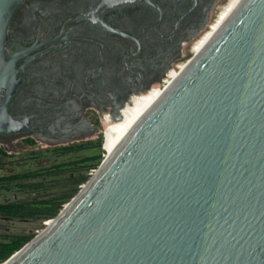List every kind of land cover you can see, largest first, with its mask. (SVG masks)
I'll list each match as a JSON object with an SVG mask.
<instances>
[{"label":"water","instance_id":"1","mask_svg":"<svg viewBox=\"0 0 264 264\" xmlns=\"http://www.w3.org/2000/svg\"><path fill=\"white\" fill-rule=\"evenodd\" d=\"M0 0V136L14 111ZM98 15L150 0H88ZM180 6L185 0H171ZM1 264H264V0H240L41 231Z\"/></svg>","mask_w":264,"mask_h":264},{"label":"flooded vegetation","instance_id":"2","mask_svg":"<svg viewBox=\"0 0 264 264\" xmlns=\"http://www.w3.org/2000/svg\"><path fill=\"white\" fill-rule=\"evenodd\" d=\"M218 1L185 0L178 7L171 0L137 1L95 20L84 16L88 0L19 5L9 39L26 52L17 63L13 103L29 120L23 132L0 136V225L43 222L33 211L54 193L37 195L63 181L60 192L69 177L83 173L81 162L59 159L91 145L85 140L98 129L94 115L106 142L117 140L160 94L154 88L175 72Z\"/></svg>","mask_w":264,"mask_h":264},{"label":"rangeland","instance_id":"3","mask_svg":"<svg viewBox=\"0 0 264 264\" xmlns=\"http://www.w3.org/2000/svg\"><path fill=\"white\" fill-rule=\"evenodd\" d=\"M228 0H219L217 2V4L215 5V7L213 8V11L211 12L210 15V19L209 22L207 23L206 27L197 35L195 36L190 42L189 44L185 45L182 55L180 56V58H178L176 60V64H181V63H186V61L192 57L195 53L192 51V45L193 43L203 34L204 31L209 29V26L214 22V20L216 19V16L218 15V13L220 12V10L222 9V7L227 3ZM175 69V72L169 77V73L168 75H166L165 78V82L162 83V85H160L159 87H155L154 90L157 89H163L168 82L171 81V79H173L174 77H176V75L179 73L180 68L178 66H176L175 68H172V70ZM159 95V93H158ZM157 94H154V96L150 99L151 103L152 101H154L156 99V97H158ZM94 121L98 127L95 135L92 138H88L87 140H85V143H91V145L85 147L82 151L80 152H72L70 153L68 156L64 157V158H60L61 159H66L69 161H79L80 159L84 158V157H90L93 155H96V159L93 162L94 164L89 165L87 168V164L89 161H83L81 162L82 166H83V173H84V179L77 185V190L67 199H64L60 202V204L58 205V208L56 210V213L63 207V205L79 190L80 186L91 176V174L93 173V171L98 167L99 163L102 161V159L106 156L107 153H109L111 151V149L114 147V145L119 141L120 139V135L118 137L117 140H114L112 142H106V139H104V124L101 122V117H98L96 115H94ZM97 141V144H94L93 142ZM17 155V154H15ZM76 172V171H75ZM76 174H78L76 172ZM64 182H59V183H55L53 184L54 186L52 187V190L49 191V193L47 192L46 195L45 194H40L37 195V197L40 198H45L47 195H50V192L54 193V196L57 194H59V188L60 186H62ZM62 190V188H61ZM33 196V195H31ZM30 196V197H31ZM56 213L54 215H56ZM53 215V216H54ZM51 216V217H53ZM51 217H46L43 222H35V223H30V222H18L17 225H11L8 222L7 223H3L0 225V241H3L6 239L7 236L10 235H28L31 239L35 234H37L39 231L42 230V228L44 227V223L47 222V220ZM28 239V240H29ZM27 240V241H28ZM25 243V242H24ZM2 262V261H1ZM0 262V264H1Z\"/></svg>","mask_w":264,"mask_h":264},{"label":"trees","instance_id":"4","mask_svg":"<svg viewBox=\"0 0 264 264\" xmlns=\"http://www.w3.org/2000/svg\"><path fill=\"white\" fill-rule=\"evenodd\" d=\"M88 145H77L75 148H85ZM70 147V149H72ZM96 155L90 156V157H84L80 159L78 162H83V161H89L87 164L86 168L94 164L93 162L96 159ZM84 179V173L81 175H77L75 177H69V182L66 186L63 187L62 190H60L59 194L53 196L46 204L42 206H37L35 210L33 211L35 214L38 216H41L43 218L46 217H51L56 213V210L58 208V205L60 202L64 199L69 198L76 190H77V185ZM30 237L28 235H10L7 236L5 240L0 241V262L5 260L8 256H10L15 250L19 249L24 242H26Z\"/></svg>","mask_w":264,"mask_h":264},{"label":"bare ground","instance_id":"5","mask_svg":"<svg viewBox=\"0 0 264 264\" xmlns=\"http://www.w3.org/2000/svg\"><path fill=\"white\" fill-rule=\"evenodd\" d=\"M240 0H228L227 3L222 7V9L220 10V12L218 13V15L216 16V19L214 20V22L209 26V29L204 31L203 34L193 43L192 45V51L196 54L198 53L204 46L205 44L209 41V39L213 36V34L215 33V31L218 29V27H220V25L223 23V21L228 17V15L232 12V10L236 7V5L239 3ZM186 63H181L179 65H177L180 70L183 69V67L185 66ZM177 76V75H176ZM172 81V79H171ZM170 81V82H171ZM168 82L167 85L170 83ZM166 85V86H167ZM165 86V87H166ZM164 87V88H165ZM163 88V89H164ZM163 89L161 90V92L163 91ZM160 92V94H161ZM159 94V95H160ZM158 95V96H159ZM157 98V97H156ZM153 103V101L151 102ZM151 103L149 105H151ZM149 105L147 107H149ZM146 107V108H147ZM145 108V109H146ZM145 109L143 111H145ZM143 111L134 119V121L143 113ZM133 121V123H134ZM132 123V124H133ZM131 124V125H132ZM129 125V127L131 126ZM129 127L122 133V135L120 136V139L123 137V135L126 133V131L129 129ZM119 139V140H120ZM118 143V142H117ZM116 143V144H117ZM116 144L114 145V147L116 146ZM113 147V148H114ZM113 148L111 149V151L113 150ZM110 151V152H111ZM109 152V153H110ZM108 154V153H107ZM106 154V155H107Z\"/></svg>","mask_w":264,"mask_h":264}]
</instances>
